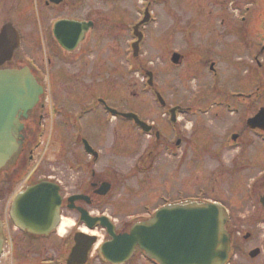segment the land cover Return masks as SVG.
Segmentation results:
<instances>
[{"label": "flooded vegetation", "instance_id": "flooded-vegetation-1", "mask_svg": "<svg viewBox=\"0 0 264 264\" xmlns=\"http://www.w3.org/2000/svg\"><path fill=\"white\" fill-rule=\"evenodd\" d=\"M88 1L61 0L57 4L52 0H0V11L4 15L1 17L0 28L6 23H11L15 27L20 37L19 48L24 41L20 21L26 22L30 18L37 25L35 36L31 41L33 40L36 46L44 49V55L39 59L40 63L38 61L35 62L33 71V75L39 83H43L46 79L44 73L50 74L46 70L50 68L60 72L61 77L63 75L67 77L66 74L61 72L63 65L74 59H76V62H83L85 74L82 77L90 80L89 84L84 85L82 88L72 89L74 92H68L65 98H62V95L58 96L59 98L61 97L60 102L56 97L55 85L48 86L46 89L50 102L46 104L42 100L43 98H40L35 108L26 117L20 118L23 126L21 131V152L14 166L8 172L3 173L1 177L6 191L0 194V220L2 221L3 235V252L0 264H69V259L75 246V239L78 238L83 248H86L88 246L87 241H90L86 239L87 236L94 238V244L88 247V251L85 254V264H109L103 262L98 251L99 245L111 240L107 231L100 226L90 229L88 225L80 221L81 212H87L92 218H108L113 224L114 233L117 235L129 233L135 222L152 218V215L148 214L147 216H138L139 218L124 217L125 219L116 221L108 212V207L113 205L122 190L124 189L125 191L128 188L124 184L128 176H121L118 179L113 178L112 176L117 175V173L108 172L111 170L102 166L103 152L91 140L97 142L98 139H102L105 127L109 123V125H112L113 122L118 123L123 129L125 127V130L132 133L131 136L134 133L136 136L146 137L149 140L145 149L137 157L131 170H129L130 172L133 174L135 172L138 173L144 180V176L155 173L156 167H158L159 171L156 174L158 181L161 179V174L164 176L162 180L175 181L173 187L169 183L167 185L165 183L166 187H160L155 190H152V187L151 194L146 196L149 203H145L143 207L145 205L155 207L175 205L186 200H196L199 203H219L225 207L228 215L226 230L230 237V252L227 264H239V258L242 254L245 255V264H251L253 261H258V264H264V124L259 129H252L248 126V121L257 114V111L250 114V109L248 108L247 117L241 120V125L237 126L238 128L229 135V138H225L223 144H220L216 150L209 148V135L205 134L198 140L197 134L195 141L192 135L188 136L186 134V127L179 116L186 115L187 111H190L189 108H183L178 105L167 106L164 103L163 109L167 117L171 108L177 107L183 110L176 113L174 122H170L168 118L165 123L166 127L163 126L164 128L141 118L142 121L151 126L147 128L149 130L148 135L143 134L141 128L135 125L133 121L120 117L108 119V112L105 106L120 113H138L131 109L123 110L113 103L109 104L106 102V97L103 96L106 92L102 91L100 76L101 71L106 66L97 58L94 63L89 64L87 58L94 50V43L89 45V41L93 37H95L96 43L101 41L104 37L102 35L104 30L97 28L102 26L100 25L101 23L96 19H91L90 9L88 7L85 8ZM23 10L28 12V16L19 19V15ZM50 16L52 17L50 18ZM61 20L78 23L82 27L88 25L86 28L87 32H84L75 50L71 53L65 52L54 36V24ZM132 27L129 31H131ZM144 28L145 26L140 28L143 37ZM51 46L58 47L63 57L57 56L55 52L51 53L49 49ZM16 52L17 50L13 53L12 58H16ZM41 53L42 50L40 51ZM20 67L24 66L11 65L8 68L18 69ZM79 79L77 83H79ZM78 90H82L81 94L83 96H88L87 102H82V100L79 102L80 109L72 105L74 99L79 100L75 96L80 95ZM95 91H100L97 97L92 95ZM241 96L247 101L243 103L244 106L251 105L250 102L254 99L252 94ZM66 102L70 104L66 105ZM50 111H52V115ZM78 115L84 116L76 119ZM89 116H93V118L89 119ZM49 117H58L63 128L66 126L67 129L72 130H74V126H78L76 124L78 120L79 122L81 121L79 126L82 127L78 129L77 135H75L77 137L76 144L83 147L82 142L86 141L97 155H89L83 148L82 152H80L81 155L72 150V152H66L60 157L61 160L65 158L68 165L65 171L59 172V169L52 168V174H43L42 168L38 167L30 171V167H27V164L31 163L33 159L32 144L40 128L46 127ZM59 127H61L59 124L52 125L48 130L50 135L53 136L56 130L59 131ZM72 130L70 134H67L69 136L68 139H72V135H74ZM112 132L118 138V129H113ZM130 139L131 137H129V141ZM197 140L198 144L196 145ZM191 144L194 145L195 170H198V167L199 170L198 173H195L197 195L187 197L182 191H184L183 188L186 181V174L184 175L188 154L186 148L189 146L191 151ZM162 158L168 159L162 166L167 165V168H172V171L168 173L160 171ZM204 158H206L205 161H203ZM207 165H213L212 170L209 169L206 172L205 167ZM108 175H111V177L108 178ZM234 179H237V181L233 182ZM21 180L25 181L22 182ZM71 180L73 191L68 193L69 190L65 182ZM146 181L154 185L155 179L148 177ZM43 182L56 184L59 187L61 206L58 220L52 226L51 231L46 235H34L17 227L11 217L12 200L17 185L22 183L23 187L27 188ZM107 183L109 184V191L105 195H101V187ZM224 183L228 187L222 190L220 186ZM233 183L238 186L234 188ZM117 186H122L123 189H117ZM116 190L119 192L115 195L114 192ZM142 192L148 193L147 190ZM6 196H10L7 202H5ZM233 196L238 198H233ZM125 205L123 204L122 206ZM83 229H86L87 232L84 233ZM60 230H63L62 233H60ZM246 244H248V247L252 246V248L246 250ZM139 252L136 249L132 258L124 264H134ZM251 254H254V257ZM143 264L150 263L146 262Z\"/></svg>", "mask_w": 264, "mask_h": 264}, {"label": "rangeland", "instance_id": "rangeland-1", "mask_svg": "<svg viewBox=\"0 0 264 264\" xmlns=\"http://www.w3.org/2000/svg\"><path fill=\"white\" fill-rule=\"evenodd\" d=\"M146 6L151 13V20L145 25L139 54L133 58L129 52L132 40L129 30L142 17ZM87 7L91 11V19L101 23L102 26L97 28L104 30L102 35L105 37L98 43L95 42V37L89 41V45L94 43L95 51L87 59L89 64L98 59L106 66L101 71L100 78L102 91L106 92L103 96L109 104L118 105L123 110H134L143 120L166 127V112L159 107L153 92L147 86L146 73L150 72L153 74V88L161 94L167 106L178 105L191 110L186 115L179 116L186 127V134L192 135L194 140L197 134L198 140L205 134L209 135V148L215 150L241 125V120L247 117L248 108L252 114L264 107V0H89L85 8ZM3 16L0 11V21ZM24 16H28L26 10L21 12L19 19ZM20 27L24 34L23 44L16 53V58L5 67L28 66L30 59L40 63L39 59L44 55V49L31 41L37 28L34 21L30 18L26 22L21 20ZM49 49L51 53L55 52L57 56L63 57L58 47L51 46ZM174 53L182 57V63L178 66L171 63ZM256 55L259 58H255ZM129 63L136 71L130 69ZM211 64H214V72L210 71ZM84 68L83 62H76L74 59L63 65L61 72L67 77H61L60 72L55 69H46L50 74L44 73L45 84L47 87L49 84L55 85L59 102L61 97L58 96L65 98L68 92H74L72 89L89 84L90 80L82 77L85 74ZM81 91L78 90L80 95H75L79 100L72 101L77 109L81 108V100L88 101V96H83ZM98 92L100 91H95L92 95L97 97ZM239 94H252V97L258 98L251 100V105L244 106L243 103L247 101L239 97ZM88 118L92 119L93 116ZM107 118L109 119L108 116ZM60 123L58 117L48 118L45 129L49 130L52 125L57 124L61 127L53 136L50 131H45L39 145L34 148L37 151L34 162L27 164V167L36 166L40 159L38 168H42L43 174H52V168L62 172L68 165L65 158L61 160L60 157L72 150L81 155L82 147L76 144L75 129H67L66 126L63 128ZM109 124L105 127L102 139L91 142L96 143L103 152L102 166L111 170L108 172L117 173L113 178L128 176L124 182L128 188L124 191L122 186H117V189L123 190L113 205L108 207V212L116 221L130 216H147L148 205L145 208L143 205L149 203L146 196L151 194V188L155 190L166 187L167 183L173 187L175 181L162 180L163 174L158 181V167L155 173L144 176V180L134 170V174L130 172L149 140L134 133L131 136L132 133L118 123ZM113 129H118V138L113 134ZM71 130L74 135L72 139H68L67 134ZM190 147L191 151L189 146L186 148V181L183 188L185 192H182L187 197H194L197 195L195 173H198L199 167L195 170L194 145L191 144ZM205 160L206 158L203 159ZM161 161L160 171H172L167 165L162 166L168 159L162 158ZM212 166L207 165L206 172L212 170ZM148 177L155 179L154 185L146 181ZM236 181L237 179L233 180ZM65 184L68 193H71L72 180ZM233 184L234 188L238 186ZM227 187L224 183L220 189ZM145 190L148 191L147 194L142 192ZM5 191L0 180V194ZM118 192L116 190L114 194ZM9 197L6 196L5 202ZM123 204L126 205L122 206ZM154 208L155 206H150L151 210ZM245 247L246 250L252 248L248 244ZM239 259V264H245V255L242 254ZM134 264H143L140 255H137ZM251 264H258V261Z\"/></svg>", "mask_w": 264, "mask_h": 264}, {"label": "water", "instance_id": "water-1", "mask_svg": "<svg viewBox=\"0 0 264 264\" xmlns=\"http://www.w3.org/2000/svg\"><path fill=\"white\" fill-rule=\"evenodd\" d=\"M87 26L62 22L56 26L55 37L63 49L71 51ZM135 35L141 39L140 35ZM17 44L18 38L14 29L11 25L4 26L0 30V67L11 60ZM137 46L138 43L134 44L135 52ZM181 58L174 54L172 62L178 64ZM149 83L151 84V79ZM41 93V87L27 68L20 71H0V173L7 171L15 163L22 144L20 132L23 127L19 118L22 114L26 117L27 112L38 102ZM157 97L161 102V98ZM176 110L170 111L172 118ZM117 115L132 119L146 131L145 124L135 115ZM262 122L264 109L248 125L255 128L261 126ZM84 146L92 154L85 142ZM108 191L109 184H104L100 194L105 195ZM60 204L58 187L41 183L28 188L15 198L12 217L19 227L29 233L46 234L57 221ZM81 219L91 227L99 224L107 229L112 241L103 245L100 252L106 261L113 264L126 260L136 246L158 264H224L227 259L229 238L224 230L226 218L223 209L218 205L184 203L166 207L156 212L152 220L134 225L129 234L118 236L113 234V229L105 218L91 219L83 212ZM1 252L0 225V254ZM83 256L81 246L76 245L70 258L76 263L77 258L81 259ZM251 256L254 257V254ZM83 263L81 260L76 264Z\"/></svg>", "mask_w": 264, "mask_h": 264}, {"label": "bare ground", "instance_id": "bare-ground-1", "mask_svg": "<svg viewBox=\"0 0 264 264\" xmlns=\"http://www.w3.org/2000/svg\"><path fill=\"white\" fill-rule=\"evenodd\" d=\"M62 231H63V230H60V233H62ZM83 231H84V233H86V232H87V230H86V229H83Z\"/></svg>", "mask_w": 264, "mask_h": 264}]
</instances>
